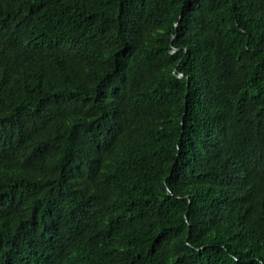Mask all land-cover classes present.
Segmentation results:
<instances>
[{
	"label": "trees",
	"instance_id": "16d2710c",
	"mask_svg": "<svg viewBox=\"0 0 264 264\" xmlns=\"http://www.w3.org/2000/svg\"><path fill=\"white\" fill-rule=\"evenodd\" d=\"M0 264H264V0H0Z\"/></svg>",
	"mask_w": 264,
	"mask_h": 264
}]
</instances>
